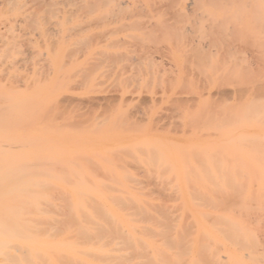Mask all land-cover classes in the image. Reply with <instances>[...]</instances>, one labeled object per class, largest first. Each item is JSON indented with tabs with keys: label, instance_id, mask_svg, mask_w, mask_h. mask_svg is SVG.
<instances>
[{
	"label": "bare ground",
	"instance_id": "obj_1",
	"mask_svg": "<svg viewBox=\"0 0 264 264\" xmlns=\"http://www.w3.org/2000/svg\"><path fill=\"white\" fill-rule=\"evenodd\" d=\"M74 1L82 10L76 15L87 20L78 32L131 4ZM41 2L37 8L27 0H0V264H264L246 248L249 227L219 207L224 201H264V170L225 169L220 166L228 162L210 158L206 165L218 168H180L176 158L166 170L129 169L120 154L136 153L139 144L145 153L135 156L138 164L149 160L153 149L159 151L155 157L167 160L176 150L189 155L190 146L148 138L156 136L129 124L120 106L102 121L73 126L64 114L66 103L122 102L126 88L108 85V95L100 94L98 86L108 79L91 74L74 84L77 58L67 52L81 39L65 31L77 19L66 14L76 7ZM46 9L56 13L53 25H42L38 11ZM233 127H222L217 137L224 141L212 144L235 152L245 164L237 143L264 137V127L249 131L250 124L241 121ZM118 147L115 160L110 151ZM196 148L201 152L210 145Z\"/></svg>",
	"mask_w": 264,
	"mask_h": 264
},
{
	"label": "rangeland",
	"instance_id": "obj_2",
	"mask_svg": "<svg viewBox=\"0 0 264 264\" xmlns=\"http://www.w3.org/2000/svg\"><path fill=\"white\" fill-rule=\"evenodd\" d=\"M27 1L37 8L43 5L41 0ZM70 1L75 2L58 0L64 6L69 2L67 9L76 7L72 9L74 14H66L77 19H71L65 31L81 39L67 52L77 58V70L72 72L74 84L80 86L91 74L108 79L98 86L100 94L108 95V85L109 89L126 88L122 102L116 98L103 104L66 103L64 114L73 126L102 121L120 106L129 124L142 125L149 129L145 133L156 136L148 138L190 146L189 155L176 150L167 160H163L165 156L155 157L159 151L153 149L148 162L138 164L135 156L143 157L145 153L139 144L142 148L136 153L126 150L120 154L127 157L129 169L166 170L173 168L169 163L176 158L180 168H218V164L206 165L210 158L228 162L219 164L225 169L264 170L262 133L237 143L245 164L235 152L227 153L219 145L213 147L224 141L225 137H217L224 126L234 129L233 124L241 121L250 124L249 131L264 127V0H126L131 4L108 14L109 20L98 21L87 32H78L87 20L77 16L82 10H77L76 2L71 6ZM188 2L192 3L185 9L183 5ZM38 12L44 15L42 25H53L57 20L56 13L49 9ZM72 25L75 28H70ZM48 32L54 36L52 28ZM84 35H89L88 39ZM37 48L44 51L40 45ZM122 138L128 141L144 137ZM206 143L210 148L199 152L196 144ZM120 151L119 147L112 148L110 154L116 160ZM188 160L191 164L185 165ZM222 204L220 208L227 213L233 211L234 218L249 227L250 243L246 248L264 260V201L241 205L232 200Z\"/></svg>",
	"mask_w": 264,
	"mask_h": 264
}]
</instances>
